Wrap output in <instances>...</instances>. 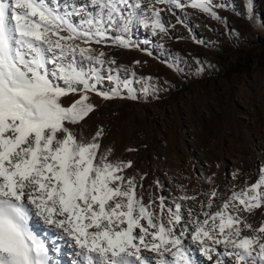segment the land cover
Here are the masks:
<instances>
[{"label": "snow or ice", "instance_id": "6c2138e0", "mask_svg": "<svg viewBox=\"0 0 264 264\" xmlns=\"http://www.w3.org/2000/svg\"><path fill=\"white\" fill-rule=\"evenodd\" d=\"M158 4L217 21L225 7L245 16L236 0H0V264H59L55 243L29 228L33 217L74 241L67 264H264V223L242 215L264 209V170L220 204L216 191L203 203L179 197L200 204L185 212L137 195L131 161L101 150L103 129L90 140L73 131L95 110L90 93L137 99L135 73H114L93 45L138 46L127 38L135 25L166 32ZM245 9L255 23L253 0ZM150 80L145 94L156 91Z\"/></svg>", "mask_w": 264, "mask_h": 264}, {"label": "rangeland", "instance_id": "374dc122", "mask_svg": "<svg viewBox=\"0 0 264 264\" xmlns=\"http://www.w3.org/2000/svg\"><path fill=\"white\" fill-rule=\"evenodd\" d=\"M236 3L245 16L217 9L223 21L191 7L174 15L158 4L166 32L135 25L127 38L138 46L93 45L115 60L114 73L129 80L135 73L137 99L123 98L126 91L111 100L90 93L95 110L73 131L90 140L103 129L101 150H112L110 160L131 161L125 174L135 177L146 204L164 197L174 207L185 194L203 203L213 191L220 204L264 170V0H253L255 23L245 0ZM146 78L154 94L143 92ZM178 202L185 212L200 208ZM242 215L254 227L264 223V209Z\"/></svg>", "mask_w": 264, "mask_h": 264}, {"label": "bare ground", "instance_id": "6f19581e", "mask_svg": "<svg viewBox=\"0 0 264 264\" xmlns=\"http://www.w3.org/2000/svg\"><path fill=\"white\" fill-rule=\"evenodd\" d=\"M30 220L29 228L35 235H37L38 238L45 241L47 247L49 246V248H52L53 243H55L56 251L49 252V255L52 257L53 261H57L59 264H67L68 260L73 259L72 252H78L79 249H73L74 241L71 240L70 237H67L66 235L61 236L59 229L45 224L42 219L33 217ZM55 236L57 237V240H55Z\"/></svg>", "mask_w": 264, "mask_h": 264}]
</instances>
